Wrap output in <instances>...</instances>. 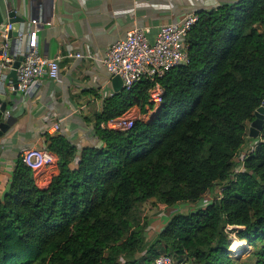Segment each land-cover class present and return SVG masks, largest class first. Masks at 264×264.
<instances>
[{"label": "trees", "instance_id": "trees-1", "mask_svg": "<svg viewBox=\"0 0 264 264\" xmlns=\"http://www.w3.org/2000/svg\"><path fill=\"white\" fill-rule=\"evenodd\" d=\"M197 15L187 60L159 79L156 106L148 101L153 83L141 79L105 99L93 123L100 147L78 149L46 133L57 171L45 187L17 158L0 194V264H154L162 253L187 264H238L243 250L232 253L234 241L264 264V123L246 138L264 99V0ZM134 105L153 112L125 129L106 125ZM216 186L210 203L174 213L146 240L144 203H196Z\"/></svg>", "mask_w": 264, "mask_h": 264}, {"label": "crops", "instance_id": "crops-1", "mask_svg": "<svg viewBox=\"0 0 264 264\" xmlns=\"http://www.w3.org/2000/svg\"><path fill=\"white\" fill-rule=\"evenodd\" d=\"M237 0H0V10L7 23V8L21 16L25 23L37 18L44 23L39 32L38 51L49 58H58L59 73L54 79L42 78L25 93L10 90L11 67L0 72V92H6V109L16 117L15 123L0 136V194L8 188L15 161L24 152L35 150L45 162L34 175L39 187H45L57 171V157L46 150L45 134L61 133L78 149L100 147L94 121L104 101L116 92L103 58L109 45L125 37L133 26L147 27L153 37L165 23L180 21L188 13L210 11ZM0 37V43H1ZM10 55L21 60L26 39L20 47L8 39ZM68 52L82 56L71 57ZM125 90V89H124ZM141 111L137 105L107 126L126 128L136 119H147L153 112L149 105ZM54 123L60 125L53 132ZM216 187L196 203L172 206L146 202L148 217L146 240L153 241L176 212H186L210 203Z\"/></svg>", "mask_w": 264, "mask_h": 264}, {"label": "built area", "instance_id": "built-area-1", "mask_svg": "<svg viewBox=\"0 0 264 264\" xmlns=\"http://www.w3.org/2000/svg\"><path fill=\"white\" fill-rule=\"evenodd\" d=\"M197 18V13H188L180 21L165 23L159 27L152 38L148 35L147 27L133 26L126 32L124 38L107 47L103 58L107 72L111 77L119 76L125 90L141 79L151 81L153 85L149 91L148 101L156 106L160 101L162 91L159 79L173 67L186 62L185 37ZM43 27L44 23L41 20L30 18L27 23L24 22L21 25L20 32L13 38L17 47H20L26 39V49L15 68L17 85L15 92L25 93L40 79H54L58 76V58L45 57L38 51L39 32ZM11 28V23L7 22L4 23V29L1 31L0 72L3 68H13L15 62L13 56L10 55L8 44V31ZM68 56L80 57L82 55L79 52H68ZM10 90H14L13 84L10 85ZM2 113L3 120L9 116L8 110ZM59 130L60 125L54 123L51 131L58 132ZM21 158L32 168L34 175L42 171L47 161L43 160L35 150L24 152ZM241 165L240 163L237 170L242 167ZM187 262L186 256L178 259L166 253L159 254L154 259V264H187Z\"/></svg>", "mask_w": 264, "mask_h": 264}, {"label": "water", "instance_id": "water-1", "mask_svg": "<svg viewBox=\"0 0 264 264\" xmlns=\"http://www.w3.org/2000/svg\"><path fill=\"white\" fill-rule=\"evenodd\" d=\"M7 22L11 23V30L8 31V38H15L20 32V27L23 25L25 20L15 14L14 11L7 8L6 10ZM4 17L0 10V35L1 31L4 29ZM19 61L14 62L13 68H11L9 76L12 78L14 91L17 89L16 85V67L18 66ZM113 81L115 82V90L123 91L125 88L122 84V80L119 76H114ZM6 109V92L4 89L0 92V110L4 111ZM16 117L9 115L4 120L0 122V136H2L8 129L15 123ZM264 123V99L261 105L254 111V119L249 123L248 135L246 138H257L263 127ZM235 242V241H234ZM233 243V242H232Z\"/></svg>", "mask_w": 264, "mask_h": 264}, {"label": "rangeland", "instance_id": "rangeland-1", "mask_svg": "<svg viewBox=\"0 0 264 264\" xmlns=\"http://www.w3.org/2000/svg\"><path fill=\"white\" fill-rule=\"evenodd\" d=\"M248 135V134H247ZM249 139V138H248ZM253 143L252 142H247V144L245 145V147L243 148V150H242V152H241V155H242V153H244V152H246L250 147H251V145H252ZM216 194L218 193V190H219V188H218V186H216ZM145 204V203H144ZM144 204L142 205V207H141V209L144 211V209L145 208H143L144 207ZM148 218V217H147ZM246 244V243H245ZM240 257V261H239V263L238 264H254V262H253V260H252V258H251V256H250V248L249 247H247V245H246V247H245V250L243 249V252L241 253V255L239 256Z\"/></svg>", "mask_w": 264, "mask_h": 264}, {"label": "bare ground", "instance_id": "bare-ground-1", "mask_svg": "<svg viewBox=\"0 0 264 264\" xmlns=\"http://www.w3.org/2000/svg\"><path fill=\"white\" fill-rule=\"evenodd\" d=\"M246 247V244L245 242H242V241H235L231 244L230 246V251L232 253H237L239 251H242L244 248Z\"/></svg>", "mask_w": 264, "mask_h": 264}]
</instances>
